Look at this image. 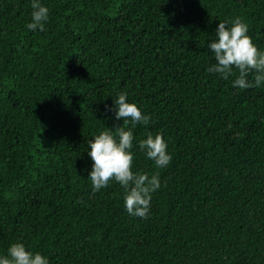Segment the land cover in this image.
<instances>
[{
    "label": "trees",
    "instance_id": "1",
    "mask_svg": "<svg viewBox=\"0 0 264 264\" xmlns=\"http://www.w3.org/2000/svg\"><path fill=\"white\" fill-rule=\"evenodd\" d=\"M42 3L49 18L29 30L31 0H0V254L22 242L50 264H264V83L207 71L218 21L240 17L264 50V0ZM120 91L150 116L122 125L133 170L159 172L147 218L118 182L86 179L87 140L122 123L105 107ZM147 131L167 166L138 149Z\"/></svg>",
    "mask_w": 264,
    "mask_h": 264
},
{
    "label": "clouds",
    "instance_id": "2",
    "mask_svg": "<svg viewBox=\"0 0 264 264\" xmlns=\"http://www.w3.org/2000/svg\"><path fill=\"white\" fill-rule=\"evenodd\" d=\"M30 19L26 23L29 30H43L49 18V8L42 0H31ZM215 38L207 42L214 63L207 71L216 73L221 79L235 75L233 87L247 89L264 83V50L258 49L248 35V25L235 17L231 22L218 21ZM238 70V74H235ZM251 73L252 79L248 76ZM106 109L114 112V118L122 123L115 127H104L98 134L87 140V155L90 168L87 178L91 180L92 191L106 187L110 181L118 182L123 188L124 208L129 215L147 218L150 215L152 193L161 186L158 171L151 175L133 170L134 134L132 127L138 123L147 124L150 116L143 113L135 102L127 99V92L120 91ZM138 149L153 162L157 169L168 165L171 153L161 132L147 131L144 138L136 141ZM82 170V171H85ZM0 264H50L48 255L26 248L22 242L10 243L6 254H0Z\"/></svg>",
    "mask_w": 264,
    "mask_h": 264
}]
</instances>
